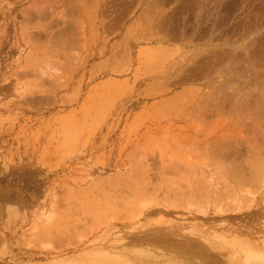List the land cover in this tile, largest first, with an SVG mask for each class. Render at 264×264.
Masks as SVG:
<instances>
[{"label": "rangeland", "instance_id": "obj_1", "mask_svg": "<svg viewBox=\"0 0 264 264\" xmlns=\"http://www.w3.org/2000/svg\"><path fill=\"white\" fill-rule=\"evenodd\" d=\"M0 170V264H264V0H0Z\"/></svg>", "mask_w": 264, "mask_h": 264}, {"label": "bare ground", "instance_id": "obj_2", "mask_svg": "<svg viewBox=\"0 0 264 264\" xmlns=\"http://www.w3.org/2000/svg\"><path fill=\"white\" fill-rule=\"evenodd\" d=\"M49 7H50V6H49ZM53 7H54V6H53ZM53 7H50V8H53ZM53 9H54V8H53ZM53 9H52V10H53ZM45 10H46V9H45ZM47 12H48V10H47ZM47 12H46V14H47ZM53 12H55V11L53 10ZM44 14H45V13H44ZM48 15H49V14H48ZM46 16H47V15H46ZM44 18H45V17H44ZM53 26H54V25H53ZM89 82H90V81H89ZM162 95H163V94H162ZM156 97H157V96H156ZM216 145H218V144H216ZM216 145H215V146H216ZM226 145H227V144H226ZM213 146H214V145H213ZM222 146H223V145H222ZM208 148H209V147H208ZM219 149H220V148H219ZM225 150H226V149H225ZM210 151H211V150H210ZM214 151H215V150H214ZM212 152H213V151H212ZM212 152H211V153H212ZM224 152H225V151H224ZM217 153H218V152H217ZM139 211H140V210H139ZM139 211H138V212H139ZM136 212H137V211H136ZM132 214H133V213H132ZM133 215H134V217H135L136 213H134ZM129 217H130V216H129ZM134 217H133V218H134ZM130 218H131V217H130ZM126 220H127V219H126ZM134 221H135V220H134Z\"/></svg>", "mask_w": 264, "mask_h": 264}, {"label": "crops", "instance_id": "obj_3", "mask_svg": "<svg viewBox=\"0 0 264 264\" xmlns=\"http://www.w3.org/2000/svg\"><path fill=\"white\" fill-rule=\"evenodd\" d=\"M3 172L0 170V174H2Z\"/></svg>", "mask_w": 264, "mask_h": 264}]
</instances>
